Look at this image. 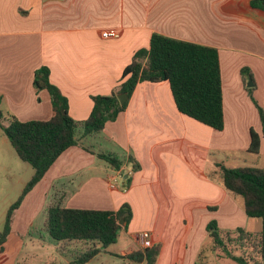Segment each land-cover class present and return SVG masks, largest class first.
<instances>
[{
	"label": "crops",
	"instance_id": "0c3cea01",
	"mask_svg": "<svg viewBox=\"0 0 264 264\" xmlns=\"http://www.w3.org/2000/svg\"><path fill=\"white\" fill-rule=\"evenodd\" d=\"M253 1L0 0L3 113L21 121L52 116L48 92L33 84L34 70L47 66L50 82L67 100L70 117L84 120L91 111V96L117 89L134 52L148 48L156 32L218 50L224 114L223 129L215 130L177 110L167 81L138 83L125 110L99 134L80 137L24 197L13 213L0 264H28L21 256L23 242L14 234L32 226V218L20 225L17 221L23 203L39 186L43 194L35 207L45 205L43 210L61 201L67 207L115 211L126 201H138L152 245H161L156 264H192L185 256L189 242L184 240H190L196 223L198 233L205 230L213 208L215 214L240 217V225L251 224L257 230L247 232H260V218L243 214L242 201L224 189L216 166L264 169V134L254 104L264 113V0L257 6ZM106 28L117 30L119 36L103 38ZM250 129L260 135L258 153L247 150ZM103 151L124 159L119 170L97 156ZM129 156L139 164L138 170H132ZM117 176L123 185L130 176V185L123 190L114 186ZM18 197L4 203V213ZM136 235L131 232L130 238L138 248L122 250L120 256L143 249ZM74 245L64 252L56 246L60 255L69 257L65 264L73 260Z\"/></svg>",
	"mask_w": 264,
	"mask_h": 264
},
{
	"label": "trees",
	"instance_id": "16d2710c",
	"mask_svg": "<svg viewBox=\"0 0 264 264\" xmlns=\"http://www.w3.org/2000/svg\"><path fill=\"white\" fill-rule=\"evenodd\" d=\"M254 0L253 5L257 6ZM246 70L242 69V73ZM221 70L218 50L198 43L181 41L152 33L148 48L136 50L130 63L121 73L117 89L110 94L91 96L90 114L82 121L70 117L68 103L60 89L50 82L49 68L40 66L34 70L33 84L37 89L46 90L52 107V116L46 120H18L13 114H5L0 109V129L21 161L33 169L31 179L24 185L17 200L8 206L5 214V225L0 231V250L10 231L13 213L24 197L40 183L51 165L71 146L77 145L80 137H91L99 134L107 122L115 120L127 106V101L136 85L143 81H167L177 110L199 123L215 130L223 129ZM250 80L252 77L247 75ZM248 92L252 88H247ZM126 92L127 98L120 104L117 95ZM261 119L264 134V113L255 102ZM248 151L258 153L261 143L260 135L250 129ZM97 156L104 159L114 170H119L124 159L113 152H99ZM134 162L132 170L139 169ZM220 181L224 189L234 197H241L243 213L248 218H260L261 231L250 233L238 228L237 236L244 242H250L249 255H259L264 259V169L260 167H225L217 163ZM131 183L130 176L125 179V186ZM131 213L128 205L117 210L84 209L67 207L60 202L47 206L43 231L57 244L60 252L68 246L79 244L73 252L71 264H86L96 254L116 243L118 231L127 227ZM122 220L123 224L119 221ZM208 236L214 247L224 248L223 237L214 220L207 225ZM161 245L154 244L130 254L121 255L133 262L156 264ZM228 257L238 264H249L247 258L228 252Z\"/></svg>",
	"mask_w": 264,
	"mask_h": 264
},
{
	"label": "rangeland",
	"instance_id": "374dc122",
	"mask_svg": "<svg viewBox=\"0 0 264 264\" xmlns=\"http://www.w3.org/2000/svg\"><path fill=\"white\" fill-rule=\"evenodd\" d=\"M103 146L107 147V145ZM32 172V167L21 161L16 151L10 145L6 136L0 129V189H2V193H4V198L2 194H0V231L4 228L3 221L5 220L6 213H4L6 209V207L3 206L4 203L8 202L9 198L15 199L21 194L24 185L31 179ZM122 182V177L117 176L115 181H113V184L121 190L126 189L127 186L123 185ZM42 194L43 192L40 191V186L37 187L34 193L35 196L31 195L27 202L23 203L25 206L23 208L21 207L22 210L19 209L21 217L19 218L20 221H17V224L20 225L24 219L29 218V220H31L32 218V226L28 232H18V235L14 234L18 237V240L20 239L23 242L21 251L22 260L24 262L26 260L28 264H65L69 257L66 255H60L56 249L57 244H55V241L42 230L45 218L44 214L46 211L43 210L45 205L42 209L35 207L40 199V195ZM237 197V199L242 201L241 197ZM135 203L136 204L131 205L129 201H126L123 204L129 206L131 218L128 222L129 225L127 224V227L123 226L120 231H118L116 244L109 246L106 251H103L97 258L87 264H139L138 262L130 261L127 258L124 259L119 254L122 250L131 251L138 248L137 244L130 238L131 232L138 234L142 231L148 230L144 228V222L141 220V205L138 201H135ZM216 210V208H213L210 212L211 219L209 222L212 220L216 222L217 227L219 228L220 236L225 233H229L230 235L223 237L224 248L214 247L211 238L207 234V225L209 222L205 224L206 231L204 230L201 233H198V224L196 223L194 225V227H196L195 232L192 237H190V240H184L185 243L189 242V249L187 251V255L185 256H190L192 264H238L228 257V252L236 256L247 258L249 264H264V259L260 258L259 255H249V251L251 250L250 242H248V240L243 242L242 239L237 236L238 228H242V230L245 229L244 231L246 232H255L257 230L252 228L251 224L248 226L240 225L242 224L240 217L236 216L233 218L223 211H221L220 214H215L214 212ZM196 220L198 222L199 218ZM200 236H202L201 242H199ZM197 245H199L198 248ZM79 247V244L74 245V248ZM72 248V245L67 247V249ZM32 253L33 255H30ZM20 264L24 263L22 262Z\"/></svg>",
	"mask_w": 264,
	"mask_h": 264
},
{
	"label": "built area",
	"instance_id": "2783aa9c",
	"mask_svg": "<svg viewBox=\"0 0 264 264\" xmlns=\"http://www.w3.org/2000/svg\"><path fill=\"white\" fill-rule=\"evenodd\" d=\"M101 36L103 38H117L119 33L117 30L113 28H106L101 32ZM113 187V185H111ZM137 242L143 248L152 246L151 240L149 239V235L147 231H142L136 235Z\"/></svg>",
	"mask_w": 264,
	"mask_h": 264
},
{
	"label": "water",
	"instance_id": "95a60500",
	"mask_svg": "<svg viewBox=\"0 0 264 264\" xmlns=\"http://www.w3.org/2000/svg\"><path fill=\"white\" fill-rule=\"evenodd\" d=\"M252 85H253V83L251 81H249L247 83V87H251ZM126 98H127V93L126 92H120L117 95V99H118L120 104H123L125 102ZM124 177H126V176L124 175ZM122 222H123L122 220L119 221L120 224H122Z\"/></svg>",
	"mask_w": 264,
	"mask_h": 264
}]
</instances>
